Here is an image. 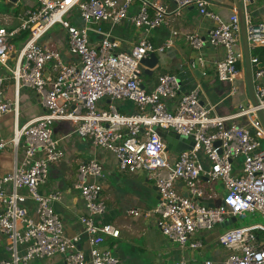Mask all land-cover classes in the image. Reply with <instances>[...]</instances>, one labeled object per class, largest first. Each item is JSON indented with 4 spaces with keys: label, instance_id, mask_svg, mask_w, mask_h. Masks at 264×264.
Segmentation results:
<instances>
[{
    "label": "built area",
    "instance_id": "built-area-1",
    "mask_svg": "<svg viewBox=\"0 0 264 264\" xmlns=\"http://www.w3.org/2000/svg\"><path fill=\"white\" fill-rule=\"evenodd\" d=\"M33 1L35 6L18 14L16 26H0V118L12 114L15 121L12 138L0 139V152L8 145L14 149L13 167L0 176V264H39L57 256L62 264H124L103 247L109 238H119L121 230L99 219L107 205L101 182L104 168L97 158L79 164L72 184L85 206L79 217L81 232L71 236L65 232L54 208L62 193L40 191L51 164L64 157L54 132L60 121H70L81 139L113 154L120 171L148 172L157 187L158 203L147 210L129 208L128 215L156 216V227L182 250L202 249L205 241L193 239L196 233L212 231L235 217L217 238L231 251L223 264H264V125L258 116V111L264 114V61L251 54L264 48V23L252 21L249 0L241 3L256 105L247 92L236 11L225 19L212 9L211 0H171L172 5L159 0ZM136 2L139 5L133 9ZM188 6L212 20L207 37L171 29L162 44L149 39L150 32L169 26L171 17ZM75 10L82 25L66 18ZM125 20L144 33L127 49L112 31ZM105 23L110 24L108 30ZM56 25L66 30L77 62L64 61L59 51L41 42ZM23 33L28 37L16 47ZM180 35L193 53L192 69L206 66L202 52L206 44L223 48V56L213 62L217 79L229 85L228 97L243 90L246 103L220 114L215 105L201 104L200 85L185 92L179 77L170 73L160 74L154 86L147 87L142 60L165 52ZM8 80L14 85L13 100L5 95ZM24 88L37 94L44 112L19 125V94ZM127 102L134 111L120 110ZM157 128L193 137L195 145L172 152ZM216 181L222 182L223 195L211 206L204 203L206 184ZM256 215L263 221L233 225ZM84 241L87 250L81 246ZM164 264L215 262L182 257Z\"/></svg>",
    "mask_w": 264,
    "mask_h": 264
},
{
    "label": "crops",
    "instance_id": "crops-1",
    "mask_svg": "<svg viewBox=\"0 0 264 264\" xmlns=\"http://www.w3.org/2000/svg\"><path fill=\"white\" fill-rule=\"evenodd\" d=\"M159 1L172 5L171 0ZM211 1L212 9L225 19H227L234 11L239 14L236 0ZM138 5L139 2H136L133 9H137ZM33 6H35V2L33 0H18L17 2H13L12 0H0V26L7 28L16 26L19 22L18 14H21L26 8ZM241 6L244 8L242 3ZM247 11L250 13L251 19L254 23H264V0H249V3L247 4ZM78 23H81V21L78 20ZM125 26L127 28L135 27L128 20H126ZM212 26V20L202 17L195 7L188 6L182 10L181 15H173L171 17L169 26L150 32L148 37L155 44H162L169 36L171 29H178L182 33L198 31L200 34L207 37ZM54 27L41 39V42L46 43L51 46V48L59 51L62 54L64 61L68 63L77 62V56L72 54L69 50L66 30L61 27L62 29L58 28L57 32L52 33V30L55 29ZM141 36H144L143 31L141 35L138 34L136 37L139 38ZM23 41L24 39L18 38L15 41L16 47H20ZM202 52L206 58V66L201 69H192L189 62L193 53L189 45L184 40L183 35L178 36L171 48L161 54H157L160 58L158 66L154 69L152 75L145 74L144 77L147 87H153L160 74H175L181 81L183 91H189L193 87L200 85L202 88V101L215 105L217 112L220 114L231 113L236 110L239 104L246 103V96L242 90L241 94L237 93L233 97H228L229 85L219 82L217 79L213 62L223 56V48L206 44ZM251 54H255L254 50L251 51ZM10 63L13 64L14 61L11 60ZM0 71L3 72L1 66ZM155 72H158L156 76L154 75ZM14 91L13 82L8 80L5 90L6 97L13 100ZM238 95H240V98L237 97ZM19 105V125L24 124L26 121L35 118L44 112V108L39 97L30 89L24 88L21 90L19 94ZM22 107H24V116L21 114ZM120 110L127 113L130 112V110L134 111L135 108L129 104H125V106H123ZM64 123H67L70 126L68 127V130L60 127ZM56 127H58V133H55V136L60 139V147L64 150L63 158L68 156L65 164L62 165L65 173H61L60 177L54 181L51 177L50 180H47V182L41 186L40 191L43 194H49L54 191H60L62 193L61 200L54 203V208L64 221L65 232L67 235H75L82 230L79 217L85 212V206L78 192L72 188V184L76 178L79 164L89 158H97L102 163L104 168V177L101 179V182L103 185V198L107 205V211L100 218L101 222H106L105 220L107 219V216L109 217V214L107 213L109 212L111 214H116L121 208L124 209L126 213L129 208L147 210L154 207L158 203L159 195L157 190L153 188L155 184L148 178V176L147 181L142 180L140 176L143 172L130 173L120 171L117 167V161L113 154L106 150L94 148L89 141L81 139L75 133V128L70 121L56 122L54 124V132ZM14 129L15 121L12 114L0 118V139L4 138L6 140H10L13 136ZM13 165L14 149L11 145H8L0 152V176L10 171ZM213 183L209 182L206 184V200L212 205L218 204L223 195V186L215 184L211 187V184ZM182 187L184 188V186ZM107 190H109V193ZM130 217L143 219L140 224L137 222H129L130 226L134 229V231L132 229L134 234L137 235L138 238H143L139 241L140 243L138 242L139 244H143L140 247L148 248L150 252L154 251L165 254L164 263L177 261L184 257L188 260L196 261L211 259L215 262V264H223V261L231 253L230 250L222 247L217 241L218 235L227 227L222 226V224L217 225L212 231L199 232L192 237L193 239L202 238L205 241V247L198 249L200 250L198 253L196 250H182L177 243L164 236L156 227V216L146 217L141 214ZM138 226H142L143 229L145 228V231L140 232V228ZM114 239H120V237L109 238L107 241H112ZM120 241L122 243L128 242L125 239H120ZM170 243L177 247L179 254L174 256L171 253V250H169L168 247V245L170 246ZM105 244L103 245L104 248H106ZM132 245L139 247V245L135 242H132ZM81 246L84 250L89 248L86 241H84ZM52 260H55V264H62L61 257H55ZM49 262L50 260L39 264H49Z\"/></svg>",
    "mask_w": 264,
    "mask_h": 264
},
{
    "label": "rangeland",
    "instance_id": "rangeland-1",
    "mask_svg": "<svg viewBox=\"0 0 264 264\" xmlns=\"http://www.w3.org/2000/svg\"><path fill=\"white\" fill-rule=\"evenodd\" d=\"M77 16V11H73L71 15H68L66 18L74 23L77 24L78 20L75 18ZM80 25H82V23H80ZM126 20L123 21L122 23L116 25L114 27V29L112 30L114 35H116L117 37H119L120 39L124 40L127 44L124 45V48H129V43H134L136 40H138L139 38L143 37H139L137 38L136 36L138 34L141 35L142 30L136 27H130L127 28L126 26ZM55 29L52 30V33L57 32V29H62L60 25H56L54 27ZM110 28V24H104V29L108 30ZM126 35V36H125ZM158 74V72H155V76ZM238 94H241L238 93ZM238 98H240V95L237 96ZM127 104H129L130 106H133L135 108V106L130 103L127 102ZM21 114L22 116H24V107H22L21 109ZM228 114V113H227ZM62 129H66L68 130V127H70L67 123L62 124ZM55 133H58V127L55 128ZM92 145V144H91ZM68 156H66L65 158L61 159L58 162L52 163L51 164V168H50V174H49V179L52 180H56L58 177H60L61 173H65L64 167H62L63 164H65L66 159ZM108 157V156H107ZM59 172V175H58ZM215 184L217 185H222L221 181H216L213 184H211V187H213ZM210 186V185H208ZM107 192L109 193V190H107ZM109 212V209H108ZM109 214V217L107 216V219L105 220L106 222H112L113 224L117 225V227H119V229L121 230V236L120 239H125L128 242L127 243H122L120 241V239H114L112 241H107L105 244V247L107 249H109L110 251H112L115 255L119 256L122 261L124 262V264H163L164 263V259H165V254H161V252H150L148 248H144V247H140L143 244H139L140 240H142L143 238H138L137 235L134 234V229L133 227L130 226L129 222L131 223H141V220H143L142 218H133L127 215V213L125 212L124 209H120L118 210V212L115 213H107ZM102 217V216H101ZM100 217V218H101ZM99 218V219H100ZM109 219V220H108ZM257 221H263V219L259 216H251L250 218H247L246 220H240L237 221L235 224L233 225H243V224H248V223H253V222H257ZM140 228V232H144L145 228L143 229L142 226H138ZM133 229V231H132ZM155 230V228H154ZM208 239V238H207ZM132 242H135L136 244L139 245V247H135L134 245H132ZM139 242V243H138ZM169 250H171V253L175 256L176 254H179V250L177 249V247L175 245H173L172 243H170V246L168 245ZM174 247V248H173ZM200 250H196V252L199 253ZM58 258V256H57ZM49 264H55V260H50Z\"/></svg>",
    "mask_w": 264,
    "mask_h": 264
},
{
    "label": "water",
    "instance_id": "water-1",
    "mask_svg": "<svg viewBox=\"0 0 264 264\" xmlns=\"http://www.w3.org/2000/svg\"><path fill=\"white\" fill-rule=\"evenodd\" d=\"M13 2H17L18 0H12ZM236 5L239 11V18H240V24H241V35H242V41H243V50H244V56H245V77H246V84H247V92L249 99L251 100L253 105L257 104L255 95H254V88H253V80H252V71H251V64H250V54H249V47L246 37V26H245V20H244V11L241 6V1L236 0ZM159 56L156 53H151L149 57L144 58L142 60V64L145 67L144 68V74L152 75L154 72V69L158 66L159 63ZM201 104H203V101H201ZM258 116L260 117L261 121L264 125V114L262 111H258ZM157 132L159 135L164 138V140L167 143V149L179 153L183 150L191 149L193 145H195V140L193 137L184 138L180 136L179 134L172 132V131H166L161 128H157ZM148 172H143L140 176L142 180L147 181ZM155 190H157V187H153ZM184 195H188L186 190H184ZM159 198V196H158ZM204 203L209 204L207 200H204ZM212 206V204H209ZM236 218L231 217L226 222L222 223V226L226 227L230 225L232 222H235Z\"/></svg>",
    "mask_w": 264,
    "mask_h": 264
},
{
    "label": "trees",
    "instance_id": "trees-1",
    "mask_svg": "<svg viewBox=\"0 0 264 264\" xmlns=\"http://www.w3.org/2000/svg\"><path fill=\"white\" fill-rule=\"evenodd\" d=\"M27 37H28V34L27 33H23L22 35L19 36V39L22 38L25 41L27 39ZM254 53L256 55H258L264 61V48L263 49H256V50H254Z\"/></svg>",
    "mask_w": 264,
    "mask_h": 264
}]
</instances>
